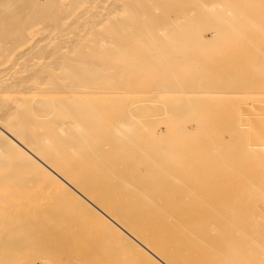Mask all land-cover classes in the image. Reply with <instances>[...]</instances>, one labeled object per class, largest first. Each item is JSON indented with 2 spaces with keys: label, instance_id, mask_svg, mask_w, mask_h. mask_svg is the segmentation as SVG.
I'll use <instances>...</instances> for the list:
<instances>
[{
  "label": "bare ground",
  "instance_id": "obj_1",
  "mask_svg": "<svg viewBox=\"0 0 264 264\" xmlns=\"http://www.w3.org/2000/svg\"><path fill=\"white\" fill-rule=\"evenodd\" d=\"M0 264H264V0H0Z\"/></svg>",
  "mask_w": 264,
  "mask_h": 264
},
{
  "label": "rangeland",
  "instance_id": "obj_2",
  "mask_svg": "<svg viewBox=\"0 0 264 264\" xmlns=\"http://www.w3.org/2000/svg\"><path fill=\"white\" fill-rule=\"evenodd\" d=\"M45 202H46V200H45ZM45 204H46V203H45ZM60 218H61V217H60ZM48 219H49V218H48ZM50 219H51V221L48 220V223L50 222L49 224H52V223H53V224H56V221H54V218H50ZM61 219L64 220V218H61ZM61 219H59V220H61ZM52 220H53V221H52ZM56 220H58V219L56 218ZM57 222H58V221H57ZM67 222H68V220H67ZM67 222L64 221V222H62L63 224L59 222V223H57V225H55V226H56V228H61V229H64V230H66V229L68 230L69 226H72V225L70 224L71 222L68 223V224H70V225L67 226V228L65 229L64 226H65V224L67 225ZM58 224H60V225L62 224V225H61L60 227H58V226H59ZM73 224H74V223H73ZM63 225H64V226H63ZM53 226H54V225H53ZM73 226H74V225H73ZM61 229H60V232H61ZM70 229H71L70 232H72V231L74 230V228H73V230H72V227H70ZM70 229H69V230H70ZM64 230H62V231H64ZM83 230H84V229H79V230H77V231H81V232H82V238H81L82 240H84V239H83V238H84L83 236L86 235L85 233H87V232L89 233V232L91 231V230H89V231H86V230L83 231ZM75 231H76V230H74V233H75ZM77 231H76L75 235H74L73 232L70 234L69 231H64V232H63V233H64L63 235H65V233H66V235H68V236H70V235L73 236V235H74L73 237H75L76 234H79V235L81 234V232L79 233V232H77ZM60 232L58 231V233H60ZM54 233H55V232H54ZM68 233H69L70 235H69ZM83 233H84V234H83ZM88 233H87V234H88ZM47 234H49V233H47ZM47 234H45V236H47ZM56 234H57V232H56ZM61 234H62V232H61ZM54 235H55V234H53L52 236H54ZM60 236H62V235H60ZM68 236H66V238H67ZM72 236H71V237H72ZM80 236H81V235H80ZM88 236H89V234H88ZM93 236H94V234L91 235L90 237H93ZM56 237L60 238L59 235H58V236L56 235ZM62 237H63V236H62ZM64 237H65V236H64ZM64 237H63L62 239L60 238V241H63V240H64ZM85 237H86V236H85ZM90 237H88V238H90ZM66 238H65V239H66ZM77 238H79V236H76V239H77ZM88 238L86 237L85 239L87 240ZM68 239L71 240L70 237H68ZM68 239H66V241H69ZM79 239H80V238H79ZM81 239L78 240V241L82 242ZM86 240H84V241L86 242ZM91 240H92V241H90V239L87 240L90 244L86 242V243L83 245L82 243H84V242H82L81 245H83V246H80V245H78V244H80V243H78V241L75 240V238H74V241H77V246H80V247H82V248H84V246H85L86 244H87V246H88V244H89V245H90L89 247H91V246H93V245L96 246L97 243H96V244H95V243H92L93 240H94V238L91 239ZM94 241H95V240H94ZM72 242H73V239H72ZM61 243H63V242H61ZM73 243H74V242H73ZM64 244H66L65 241H64L63 245H64ZM67 244H68V242H67ZM69 244H70V243H69ZM71 244H72V243H71ZM75 244H76V243H75ZM75 244H72V245H74V247H73V248L71 247V249H73V250H74V249H77V248H75V246H76ZM91 244H93V245H91ZM54 245H55V247H56V244H54ZM57 245L61 247L60 244H57ZM63 245H62V246H63ZM72 245H68V246H72ZM58 246H57V247H58ZM64 246H65V245H64ZM95 246H94V248H95ZM97 246H99V244H97ZM55 247H54V249L56 250L57 247H56V248H55ZM66 247H67V246H66ZM66 247H65V248H66ZM80 247H78V251L80 250V249H79ZM67 249H68V247H67ZM85 249H86V248H85ZM89 249H90V251H91V249H93V247H91V248H87L86 250H84V252L86 253V251H87V253H88V252H89ZM97 249H99V247H98ZM97 249L95 248V250H97ZM100 249H101V248H100ZM51 250H52V249H51ZM82 250H83V249H82ZM80 251H81V250H80ZM100 251H101V250H100ZM92 252H93V250H92ZM92 252H91V253H92ZM62 257H64V256H62ZM94 257H95V255H94Z\"/></svg>",
  "mask_w": 264,
  "mask_h": 264
}]
</instances>
